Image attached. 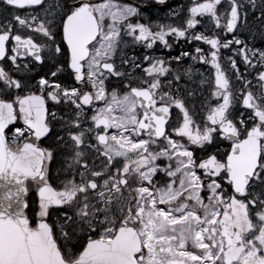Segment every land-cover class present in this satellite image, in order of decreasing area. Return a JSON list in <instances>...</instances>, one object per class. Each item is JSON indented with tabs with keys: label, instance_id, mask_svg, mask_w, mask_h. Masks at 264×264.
I'll use <instances>...</instances> for the list:
<instances>
[{
	"label": "snow or ice",
	"instance_id": "obj_1",
	"mask_svg": "<svg viewBox=\"0 0 264 264\" xmlns=\"http://www.w3.org/2000/svg\"><path fill=\"white\" fill-rule=\"evenodd\" d=\"M0 5L26 11L0 21V264H264V48L241 38H264V0L154 23L118 0ZM169 37L209 49L172 56ZM185 57L214 69L206 96Z\"/></svg>",
	"mask_w": 264,
	"mask_h": 264
},
{
	"label": "rangeland",
	"instance_id": "obj_2",
	"mask_svg": "<svg viewBox=\"0 0 264 264\" xmlns=\"http://www.w3.org/2000/svg\"><path fill=\"white\" fill-rule=\"evenodd\" d=\"M145 0H137V2L139 4L143 3ZM154 2V0H152ZM120 3H125L123 1H118ZM186 3H190L191 0H185ZM125 4H132L130 2H127ZM135 5V4H133ZM176 11H179V9L176 7ZM170 11H161L159 9H153L150 13L149 12H143V16H144V20H149L150 22H157L159 21L162 17H164L166 14H168ZM206 27H211V25H206ZM205 28V27H204ZM242 31V35L241 38L245 39L244 37V29L241 30ZM246 33H249V35H247V41L249 44V47L251 46H255L257 48H264V38H262L259 33H257L255 31V29H253L251 32H249L247 29H245ZM261 45V46H259ZM123 47V46H122ZM131 47H123V51L120 53L121 55H128V49H130ZM225 58L227 56H224ZM117 62L119 63V60H117ZM223 63V61H222ZM181 68H187V67H191L192 71H193V78L191 81L187 80V78L184 79V81H182V87H185L189 90L192 91H196L197 88H199V91L197 92V95H207V91L209 89V85H208V81L210 78L214 77V69H212L210 64H201L199 62L193 61L192 59L185 57L180 65ZM201 81H203L204 83L201 84ZM195 99V98H194ZM200 106V102L196 101V107ZM175 115V113H174ZM222 144V143H221ZM59 168V167H58ZM36 206V201L32 202V213H33V209Z\"/></svg>",
	"mask_w": 264,
	"mask_h": 264
},
{
	"label": "flooded vegetation",
	"instance_id": "obj_3",
	"mask_svg": "<svg viewBox=\"0 0 264 264\" xmlns=\"http://www.w3.org/2000/svg\"><path fill=\"white\" fill-rule=\"evenodd\" d=\"M172 1H178V0H172ZM171 2V1H169ZM223 23V21H222ZM180 49H181V41L179 43H176L173 45L172 49H171V55H178L180 53ZM154 56H157V57H163V56H166L167 55V50L166 49H163V46L162 45H159L158 48H154V51L152 53ZM221 55L222 56H228V55H232V53L227 50V49H221ZM30 59V58H29ZM36 74H40L41 73V69L40 68H36ZM43 71H47V69H44ZM123 93L121 92V95ZM48 106H49V110L50 111H56L57 113V117L63 115V113H61L60 111V107L59 106H53L52 102L49 101L48 102ZM90 115V114H89ZM53 125H54V130L55 131H59V128H60V125L59 124H56L55 121L52 122ZM53 141H54V138L53 139H47L46 138V142H45V146L48 147L49 145H52L53 144ZM221 148V147H220ZM63 160V157L62 156H59L57 157V159L55 161L52 162L51 164V172L54 171V175L56 176L58 172H60V162ZM59 167V168H57Z\"/></svg>",
	"mask_w": 264,
	"mask_h": 264
},
{
	"label": "bare ground",
	"instance_id": "obj_4",
	"mask_svg": "<svg viewBox=\"0 0 264 264\" xmlns=\"http://www.w3.org/2000/svg\"><path fill=\"white\" fill-rule=\"evenodd\" d=\"M58 168V167H57Z\"/></svg>",
	"mask_w": 264,
	"mask_h": 264
}]
</instances>
